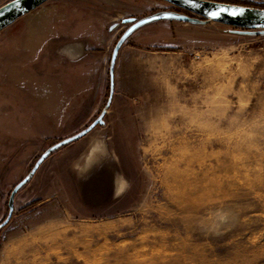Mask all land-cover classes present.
<instances>
[{"label":"rangeland","instance_id":"obj_1","mask_svg":"<svg viewBox=\"0 0 264 264\" xmlns=\"http://www.w3.org/2000/svg\"><path fill=\"white\" fill-rule=\"evenodd\" d=\"M70 1L96 25H79V34L104 38L106 57L60 119L72 79L38 80L27 51L5 53L0 222L38 156L105 106L107 57L133 21L123 20L180 9ZM226 1L264 8V0ZM15 21L0 39L20 31ZM114 64L104 124L49 153L14 194L0 264H264V32L154 21L127 36Z\"/></svg>","mask_w":264,"mask_h":264},{"label":"crops","instance_id":"obj_2","mask_svg":"<svg viewBox=\"0 0 264 264\" xmlns=\"http://www.w3.org/2000/svg\"><path fill=\"white\" fill-rule=\"evenodd\" d=\"M81 8V5L70 0L48 1L15 21L20 28L19 32L13 34L9 31L0 39V72L3 71L1 65L3 66L6 61L5 53L13 50L24 54L27 51L25 55L32 77L44 79L43 81H50L55 77L72 79L73 83L70 82L73 86L61 94L62 110L57 113L60 119L73 97L76 98L80 93L88 94L90 78H87V75L95 70L99 57L102 59L106 57L103 48L104 38H96L93 32L88 36L91 28L84 36L79 34L81 29L79 25L96 27L89 19L88 13H84L86 15L81 13ZM74 25L80 28L76 29ZM8 26L11 27V24ZM111 29L109 26L108 30ZM75 36L82 37L74 41ZM96 49L101 50L102 55H97L99 53L95 52ZM107 58L109 61L110 57Z\"/></svg>","mask_w":264,"mask_h":264},{"label":"water","instance_id":"obj_3","mask_svg":"<svg viewBox=\"0 0 264 264\" xmlns=\"http://www.w3.org/2000/svg\"><path fill=\"white\" fill-rule=\"evenodd\" d=\"M47 0H21L20 5H16L13 0H8L5 4L0 6V31L13 23L18 18L22 17L25 13L39 7ZM165 2L168 1L172 6L178 7L185 11L190 12L194 16H189L183 13H178L176 11H162L159 13L151 14L140 19H125L124 22H130V25L118 36L119 38L116 40L115 45L112 47V52L110 59L108 61L109 69H108V77H109V96L104 103L105 106L96 116V119L92 121L89 125L83 127L74 135L69 136L68 138H64L52 144L47 150H45L42 154H40L34 164L31 167L29 174L25 176L22 180H20L17 184L14 185L13 189L11 190L10 194H8V207H7V215L6 218L0 222V228L6 224V222L10 219L12 215V208L14 207V200L13 196L18 192V189L24 184L29 178L35 173L37 167L41 163H43L44 158L51 153L52 151L56 150L58 147L68 144L71 141L81 138L82 136L86 135L94 126L96 125H103V115L107 111L109 107L110 99L112 98V85H113V72H114V60L117 57L118 49L120 45L126 40L127 36L134 32L136 29L149 24L154 21L160 20H177L182 22H189V23H198V24H205L208 22H216L221 23L224 25L242 28L246 30H254L257 32H264V9L263 8H256V7H249V6H242V5H234V4H227L212 0H163ZM220 9H224L225 11L221 12L219 16L212 17L209 15L210 12L213 11H220ZM238 11L236 16L229 15L231 11Z\"/></svg>","mask_w":264,"mask_h":264},{"label":"snow or ice","instance_id":"obj_4","mask_svg":"<svg viewBox=\"0 0 264 264\" xmlns=\"http://www.w3.org/2000/svg\"><path fill=\"white\" fill-rule=\"evenodd\" d=\"M13 2L16 4V5H20L21 3V0H13ZM225 11L224 9H220V11H213V12H210L209 15L212 16V17H216V16H219L221 14V12ZM238 11H242V10H237V11H231L229 12V15H232V16H236L238 14Z\"/></svg>","mask_w":264,"mask_h":264},{"label":"trees","instance_id":"obj_5","mask_svg":"<svg viewBox=\"0 0 264 264\" xmlns=\"http://www.w3.org/2000/svg\"><path fill=\"white\" fill-rule=\"evenodd\" d=\"M212 1H217V2H222V3H227V4H234V5H242V6H249L248 4H245V3H238L236 1H226V0H212ZM249 7H252V6H249ZM263 8V7H262ZM264 9V8H263ZM179 11H176L178 13H183V14H186V15H189L191 16L190 14H188L187 12L183 11L182 9H178Z\"/></svg>","mask_w":264,"mask_h":264},{"label":"flooded vegetation","instance_id":"obj_6","mask_svg":"<svg viewBox=\"0 0 264 264\" xmlns=\"http://www.w3.org/2000/svg\"><path fill=\"white\" fill-rule=\"evenodd\" d=\"M7 203H8V201H7ZM7 207H8V205H7ZM7 207H6V213H7Z\"/></svg>","mask_w":264,"mask_h":264},{"label":"clouds","instance_id":"obj_7","mask_svg":"<svg viewBox=\"0 0 264 264\" xmlns=\"http://www.w3.org/2000/svg\"><path fill=\"white\" fill-rule=\"evenodd\" d=\"M222 219H224V218L222 217Z\"/></svg>","mask_w":264,"mask_h":264}]
</instances>
